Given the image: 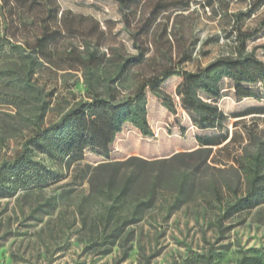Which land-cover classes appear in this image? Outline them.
I'll return each instance as SVG.
<instances>
[{"label": "rangeland", "instance_id": "1", "mask_svg": "<svg viewBox=\"0 0 264 264\" xmlns=\"http://www.w3.org/2000/svg\"><path fill=\"white\" fill-rule=\"evenodd\" d=\"M239 31L243 54L264 61V0H0V168L28 147L54 177L0 192V264H264V203L228 210L247 187L241 164L257 156L264 171V86L237 99L223 84L222 130L194 126L178 103L179 76L160 87L173 111L146 88L152 134L125 124L112 145V160L150 162L122 198L136 160L95 169L102 158L87 153L67 166L26 145L79 100L120 101L168 71L235 55ZM224 133L231 141L213 145L199 171L162 160Z\"/></svg>", "mask_w": 264, "mask_h": 264}, {"label": "trees", "instance_id": "2", "mask_svg": "<svg viewBox=\"0 0 264 264\" xmlns=\"http://www.w3.org/2000/svg\"><path fill=\"white\" fill-rule=\"evenodd\" d=\"M245 37L246 35L240 31L235 37L239 44L235 55L219 56L195 71L177 73L168 71L162 76L147 80L123 100L118 101L110 96H92L89 100H79L57 121L37 128L27 139L26 145L31 144L40 148L50 158L59 160L67 166L84 161L87 153L102 158V161L97 162L95 169H113L136 160L134 169L122 179L117 189L118 197L122 198L140 173L142 165L150 162L134 156L125 160H112L110 158L112 145L125 124L133 125L144 136L152 134L146 119L145 89L148 88L154 95L160 97L162 105L173 111L172 101L167 100L165 92L160 87L169 76H179L181 81L176 88L178 103L190 114L194 126L201 130H222L227 120L226 114L218 106L223 84L226 82L229 84L237 99L257 97L258 86H264V61L254 55L243 54ZM197 139L196 149L180 151L162 160L182 162V167L199 171L207 164L213 145L223 142L227 144L231 141L227 133L215 141L200 136ZM253 160V163L249 161L241 164L247 187L244 195L230 204L228 210L238 212L264 203V171H259V158L254 156ZM111 172L105 178V185H109L114 179L115 171ZM53 179L52 170L33 159L28 147H25L21 154L1 166L0 192L12 190L11 193L17 188L41 187ZM57 180L55 176V181ZM7 182L11 185H7ZM90 184L92 186L93 181ZM137 204L144 203L141 201ZM247 259L256 264L262 263V257L259 256H243L241 261Z\"/></svg>", "mask_w": 264, "mask_h": 264}]
</instances>
